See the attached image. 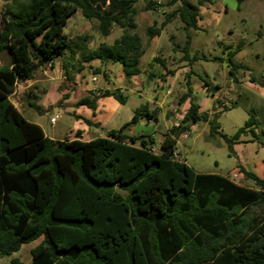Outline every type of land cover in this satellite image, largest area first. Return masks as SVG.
<instances>
[{
	"label": "trees",
	"instance_id": "obj_1",
	"mask_svg": "<svg viewBox=\"0 0 264 264\" xmlns=\"http://www.w3.org/2000/svg\"><path fill=\"white\" fill-rule=\"evenodd\" d=\"M0 1L5 4L0 25V53L5 54L0 65V257H11L23 245L42 239L31 251V264H264V218L254 212L264 205V179L242 169L259 188L253 190L219 175L197 174L173 158L177 138L199 120L232 150L248 129L258 140L255 131L261 123L255 117L229 138L219 131V114L209 120L198 113L188 81L179 104L189 100L190 108L154 152L152 136L125 133L141 118H156L147 105L137 108L119 131L84 142L49 138L11 101L17 85L34 81L37 72L68 53L76 54L65 29L79 11L87 21L97 22L103 38L114 27L122 30L112 45L100 44L85 61L120 64L126 79L141 75L144 45L135 32L139 0ZM195 1L168 3L181 5L161 27H148V37L160 36L173 18L187 31L200 29L201 7L214 1ZM237 1L241 9L243 0ZM160 5L149 0L145 8ZM190 44L188 34L183 52L192 66ZM240 50L241 44L228 52L229 74L236 83L239 69L249 71L233 60ZM67 65L63 62L66 79ZM204 84L211 93L219 89ZM103 97L122 105L128 100L118 89L106 90L91 93L78 106L96 110ZM11 263L23 264L18 258Z\"/></svg>",
	"mask_w": 264,
	"mask_h": 264
},
{
	"label": "rangeland",
	"instance_id": "obj_2",
	"mask_svg": "<svg viewBox=\"0 0 264 264\" xmlns=\"http://www.w3.org/2000/svg\"><path fill=\"white\" fill-rule=\"evenodd\" d=\"M147 1L149 0H139L136 4L138 14L135 17V32L142 37L144 45L141 75L126 79L120 64L85 61L104 41L112 43L122 34V30L114 27L110 37L103 38L97 22L87 21L79 11L69 19L65 29L76 54L73 56L68 53L66 59L57 60L59 63L61 60L62 63H68V80L63 79L64 71L63 75L50 68L48 74L47 71H39L34 81L16 87L11 101L29 121L39 124L48 137L61 140L75 139L80 131L91 130L97 138L104 137L105 132L110 129L119 131L122 126L132 121L139 101H142L143 104L157 107L155 115L159 116L158 119L141 118L126 132L136 136L150 135L159 144L168 127L162 115L168 118L170 116L173 121L177 119L176 122L180 123L186 113L185 103L179 105L184 94L182 91L187 90L185 72L180 74L173 90L171 85L166 86L164 83L168 75L173 76L181 68L191 67L183 52L187 35L190 34L189 58L193 62L192 68L197 80L193 86L197 89L193 92V97L200 108L203 111L217 109L208 90H205L209 94L207 97L198 96L200 88H205L204 83L200 87V81H208L214 87L219 86L224 93L233 87V92L230 93H235L239 102L235 108L225 112L223 105L227 104V100L219 102V107H224L219 118L221 132L231 138L251 117H255L261 125L255 131L258 140L248 129L245 135L253 137L255 141L237 145L235 143L231 150L221 136H211L210 128L205 122H201L195 131L188 134L187 137L191 136L189 139L179 138L182 145L178 151L198 173L233 175L240 164H245L248 168L255 166L264 177V83L259 82L264 79V0H243L241 9L237 0H213V5L201 7L200 29L187 31L178 18H173L156 40L148 37L147 28L161 27L181 3L168 5L172 0H156L161 5L155 10L147 11ZM189 1L196 3L195 0ZM4 6L0 1V25ZM240 44L241 50L233 60L249 68L250 74L246 80L251 81L253 76L255 79L243 87L242 72L245 74L248 71L239 70V82L236 83L230 76L228 67V52L237 50ZM156 58L159 60L156 61ZM3 64L5 54L0 53V65ZM163 65L173 74L166 75L165 68L164 73L160 74L159 67ZM98 70L101 72L98 73ZM189 73L188 75L193 76L192 72ZM92 78H96V81L93 82ZM85 79L86 84L97 95L106 90L118 89L128 97L127 103L122 105L112 97H103L98 100L100 106L96 110L78 106V100L89 96V92L81 87L85 88ZM75 80L78 81L77 84H74ZM76 115H80L81 119L76 118ZM52 118L56 119L55 123L51 122ZM156 148L159 149V145ZM254 212L264 218V205L256 207ZM37 243L38 241H34L25 244L13 256L0 258V264H12L14 258L27 264L31 258V250Z\"/></svg>",
	"mask_w": 264,
	"mask_h": 264
},
{
	"label": "crops",
	"instance_id": "obj_3",
	"mask_svg": "<svg viewBox=\"0 0 264 264\" xmlns=\"http://www.w3.org/2000/svg\"><path fill=\"white\" fill-rule=\"evenodd\" d=\"M153 1H155V2H157L156 0H153ZM122 35V34H121ZM121 35H119V37H117L116 39H118V38H120V36ZM110 37V36H109ZM159 37V36H158ZM158 37H156L154 40H156ZM115 39V40H116ZM114 40V41H115ZM153 40V41H154ZM114 41L112 42V43H110V44H108L107 42H105L104 41V43H106V44H108V45H112L113 43H114ZM143 57V56H142ZM58 60V59H57ZM55 61L54 63H53V66L52 67H50V66H46L44 69H43V72H46L47 71V74L48 73H50V69H55V70H57V72L58 73H61L62 75H63V63H62V60H61V62L59 63L58 61ZM141 60H142V58H141ZM94 61H99V60H94ZM100 62V61H99ZM58 63V64H57ZM91 63V62H90ZM89 63V64H90ZM101 63V62H100ZM141 64V63H140ZM237 64V63H236ZM242 65V64H241ZM50 68V69H49ZM163 68L164 67H159V71L161 72L160 74H163L164 73V70H163ZM239 70H241V69H239ZM238 70V71H239ZM185 72V74H186V85H187V82L188 81H190V83H191V86H192V88H193V92L195 91V90H197L196 88H194L193 86H194V84H195V82H197V80H196V76H195V74H194V71H193V68H192V66L190 67V68H188V67H184V68H181L180 70H178L177 71V73L176 74H174L173 76L171 75H168V77L167 78H165V85L166 86H168V85H171V90H173L174 88V85L176 84V81L178 80V78H179V76H180V74H182V72ZM238 71H237V73H238ZM250 71V70H249ZM247 72V73H243L242 72V76H243V80H242V82H241V86L243 87V85L244 84H247V82H251V81H249V80H246V78H248V75L250 74V72ZM143 72V71H142ZM189 72H192V74H193V76H190V75H188V74H190ZM191 74V75H192ZM103 75H105V74H103ZM238 75V74H237ZM137 77V76H136ZM238 77V76H237ZM63 79H66V77L65 76H63ZM95 80L93 81V78H92V81L93 82H95L96 81V78H94ZM68 80V79H67ZM256 81H258V79H256ZM238 82H239V80H238ZM259 82L260 83H264V79H261V80H259ZM78 83V81L77 80H75V82H74V84H77ZM84 83H85V88L83 87V86H81L82 88H83V90H85V91H87V92H89V95L91 94V93H94V92H92V89L90 88V86L88 85V84H86V79L84 80ZM202 83H205V82H201L200 81V87H201V84ZM18 86V85H17ZM209 86L210 87H214V86H212V85H210L209 84ZM216 87H219V86H216ZM233 88V87H232ZM231 88V90H229V91H227L226 93H224V91L219 87V89L218 90H216L215 91V93H211L210 92V90H209V88L208 87H206L205 86V88H200L201 89V91L200 92H198L199 94H198V96L199 97H207L209 94H207V92L205 91V90H208L211 94L209 95V96H211L213 99H214V107L215 108H217L215 111H213V110H208V111H203L202 110V108H200V105H198L199 106V110H198V113L199 114H201V115H207V117H208V119L210 120V119H212L214 116H215V114H219V118H220V115L223 113V112H225V110L223 111V112H221V109H223L224 107L226 108V106H229V105H231L233 102H236L238 99H237V95L235 94V93H230V92H233V89ZM166 90V89H165ZM113 91V90H112ZM168 91V90H167ZM183 93H186L187 92V90H183L182 91ZM263 96H264V94H263ZM87 97V96H86ZM83 99V98H82ZM226 101L227 100V104H225V105H223L224 107L222 108H220L219 107V102H221V101ZM80 100H78L77 101V105H78V102H79ZM204 101L206 102L207 100L206 99H204ZM150 104V103H149ZM184 104V103H183ZM182 104V105H183ZM97 105H98V107L100 106V103L98 102L97 103ZM142 105H147L148 106V109H149V111L151 112V113H153V112H155V109L157 108L155 105H148V103H146V104H143L142 103V101H139V106H138V108L139 107H141ZM180 105V104H179ZM182 105H180V106H182ZM185 105H186V107L184 108V110L186 111V113L188 112V110H189V108H190V101L189 100H187L186 102H185ZM98 107H97V109H98ZM213 107V108H214ZM58 111V110H57ZM186 113H184V114H186ZM156 116V115H155ZM163 117H164V119L166 120V122L168 123V127H167V129L165 130V132L162 134V138L160 139V141H159V144L156 142V140L154 139V141H155V145H159V147L161 146V143L163 142V140H164V136H165V134L166 133H168V131L171 129V128H173V127H178L180 124H181V121H180V123H178V122H176V120L175 121H173V119H171L170 118V116H169V118L166 116V115H162ZM184 116L185 115H183V118H184ZM159 117V116H158ZM158 117L156 116V118H154V119H158ZM76 118H78V119H81V116L80 115H76ZM167 118V119H166ZM219 121V120H218ZM199 123H201V121L199 120L196 124H193L191 127H190V130L189 131H186V132H184L183 134H181L178 138H177V146H176V153H178L182 158H183V156H182V154L178 151L179 149H180V147H181V145H182V143L179 141V138H186V139H189L190 137H187L188 136V134H190V133H192L193 131H195V128H196V126L199 124ZM207 124V126L209 127V125H208V123H206ZM39 125V124H38ZM122 128V127H121ZM43 129V128H42ZM113 129H110V130H107L106 132H105V136L104 137H106V134L109 132V131H112ZM44 131V130H43ZM117 131V130H116ZM220 133H222L221 132V128H220ZM188 132V133H187ZM248 132V131H247ZM45 133V132H44ZM125 133L127 134V135H129V136H136V135H132V134H130V132H126L125 131ZM187 133V134H186ZM223 134V133H222ZM46 135V134H45ZM143 135V134H142ZM142 135H140V136H142ZM47 136V135H46ZM50 138V137H49ZM97 138V136H95V134H93L92 132H91V130H88V131H80V132H78V134H76V136H75V139H78V140H81V141H84V142H89V141H91V140H93V139H96ZM51 139H54V138H51ZM74 138H70L69 140H75ZM180 139V140H181ZM54 140H61V139H54ZM255 140L253 139V137L251 138V137H249V136H247V135H245V133L244 134H242L241 136H240V138H239V140L236 142V145L237 144H241V143H249V142H254ZM184 160V163H186L187 165H188V163H187V161L185 160V159H183ZM189 166V165H188ZM190 167V166H189ZM242 169H244L245 171H247V172H251V173H253V174H255L256 176H258L259 178H261V179H264V177L263 176H261V172L255 167V166H252L251 168H248L247 166H245V164H240L238 167H237V170L233 173V175H227V176H224V175H220V174H204V173H198V172H196L197 174H201V175H219V176H222V177H224V178H227L229 181H231L232 183H234V184H236V185H238V186H241V187H245V188H249V189H253V190H259V188L257 187V185H256V183L253 181V180H251L250 181V179H248V178H246V176H245V174L242 172ZM234 176L236 177V178H234ZM40 240V239H39ZM39 240H37L38 241V243L36 244V246L38 245V244H40V241ZM23 247V246H22ZM22 249V248H21ZM32 251V250H31ZM0 258H3V257H0ZM20 260V259H19ZM23 264H26V263H24V261H22V260H20ZM33 261V258H32V255H31V258H30V261L27 263V264H31V262Z\"/></svg>",
	"mask_w": 264,
	"mask_h": 264
},
{
	"label": "built area",
	"instance_id": "obj_4",
	"mask_svg": "<svg viewBox=\"0 0 264 264\" xmlns=\"http://www.w3.org/2000/svg\"><path fill=\"white\" fill-rule=\"evenodd\" d=\"M48 66L52 67L51 64H49ZM93 80H95V79H93ZM167 93H169V91ZM51 122L52 123H55L56 122V119L55 118H52ZM159 150H160V147H159V149H157L156 148V145L152 148V151H154V152H158ZM173 158L175 160H177V161L184 162L183 158L178 153H176V152L174 153ZM234 178H236V177L234 176Z\"/></svg>",
	"mask_w": 264,
	"mask_h": 264
},
{
	"label": "water",
	"instance_id": "obj_5",
	"mask_svg": "<svg viewBox=\"0 0 264 264\" xmlns=\"http://www.w3.org/2000/svg\"><path fill=\"white\" fill-rule=\"evenodd\" d=\"M117 191L122 193L123 195H126V191L125 190H122L121 188H117Z\"/></svg>",
	"mask_w": 264,
	"mask_h": 264
}]
</instances>
